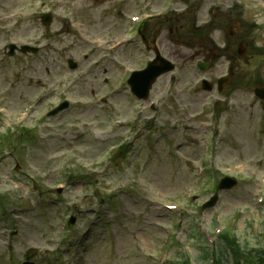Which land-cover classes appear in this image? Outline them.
Masks as SVG:
<instances>
[{
	"label": "rangeland",
	"instance_id": "374dc122",
	"mask_svg": "<svg viewBox=\"0 0 264 264\" xmlns=\"http://www.w3.org/2000/svg\"><path fill=\"white\" fill-rule=\"evenodd\" d=\"M83 1L79 14L77 0L45 2V6L36 0H0V134L10 127L37 131L28 149L20 147L17 154L8 150L0 162V194L7 199V217L11 221L0 223V264H10L21 256L45 259L59 245L61 226L71 216L76 218L70 235L74 244L63 249L64 262L58 264H166L175 255V248L160 253L165 241L175 237L181 250L188 245V228L197 224L206 235L210 233L209 239L216 231L215 224L217 230L230 227L241 245L247 243L248 251H252L258 245L257 238L263 236L259 234L264 225V203L259 205L257 196L262 190L264 167L260 160L264 159V143L260 142L264 135L257 118L248 123L245 117L253 110L258 112L263 104L253 105L250 92L237 91L239 104L226 114L228 128L224 135L208 136L213 145L209 157L204 154V129L191 120L190 113L198 110L205 96L199 89L201 77L214 83L222 74L221 65L232 57L242 68L240 75L247 76V86L259 85L255 82L264 85V56L249 63V49L243 60L239 61L236 54L239 39L251 33L249 25L254 23L251 39L257 48L264 47L261 4L253 0L252 8L246 0L243 12L237 13L229 9L234 0H207L199 16L189 11L178 21L166 22L173 18L169 16L149 26L154 33L156 28L162 29L160 49L177 62L181 72L182 93L178 97L188 110L183 112L181 106L174 105L175 119L182 125L177 130L169 123L174 118L172 111L159 107L169 92L168 77L158 81L149 104H139L125 88L130 71L144 65L146 53H140L137 25L129 16L116 15L124 0ZM162 3L160 0L155 7ZM170 4H165L159 13L163 11L165 15ZM127 5L123 14H131L132 7L136 10L140 3L129 0ZM148 10L142 6L135 13L150 14ZM45 12L54 16L49 28L41 22ZM191 21L201 28L213 24L207 30L212 40L223 46L231 43L229 55L218 59L217 69L205 76L195 75L193 66L197 60H192L196 56L208 58L212 51L209 41H191L189 37L193 36L187 30ZM234 22L242 27L235 37H230ZM132 27L135 31L128 35L126 31ZM171 30L174 32L170 34ZM123 37L129 43L110 53V47ZM11 43L18 47L38 46L41 51L36 56L17 53L9 58L5 48ZM220 54L224 55L225 50ZM69 60L76 62L77 70L68 68ZM126 70L128 75L124 74ZM194 89L195 96H189ZM62 92L71 101L70 109L49 118L48 113L64 99ZM151 101L158 107L151 110ZM25 109L30 113L22 121ZM135 130H140L139 135H134ZM127 143L130 147L118 151ZM17 157L21 168L14 170ZM201 159L208 168L199 177L196 163ZM237 166L242 167L239 172L234 171ZM227 172L239 181L238 186L221 192L215 208L202 210L218 182L229 176L223 174ZM57 187L63 188L62 194H56ZM112 190L117 191L113 203L99 206L98 197ZM41 191L45 197L40 202L37 195ZM190 197L193 205L189 206ZM165 205L177 206V213L168 212ZM187 248L194 259L199 250L191 244L183 251ZM228 262L232 264L229 255ZM244 262L250 261L245 258Z\"/></svg>",
	"mask_w": 264,
	"mask_h": 264
},
{
	"label": "water",
	"instance_id": "95a60500",
	"mask_svg": "<svg viewBox=\"0 0 264 264\" xmlns=\"http://www.w3.org/2000/svg\"><path fill=\"white\" fill-rule=\"evenodd\" d=\"M156 66H152L150 71L146 73L136 74L129 82L137 91L139 90H148L154 81L155 77L160 74L158 73L161 68H156ZM158 73V74H157ZM55 114V113H53Z\"/></svg>",
	"mask_w": 264,
	"mask_h": 264
}]
</instances>
